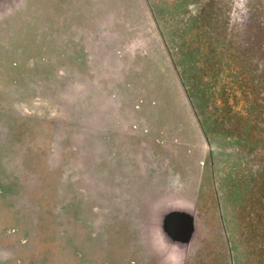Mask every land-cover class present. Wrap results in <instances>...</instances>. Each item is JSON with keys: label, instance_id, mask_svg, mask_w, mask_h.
Wrapping results in <instances>:
<instances>
[{"label": "rangeland", "instance_id": "rangeland-1", "mask_svg": "<svg viewBox=\"0 0 264 264\" xmlns=\"http://www.w3.org/2000/svg\"><path fill=\"white\" fill-rule=\"evenodd\" d=\"M162 1L16 0L0 16V264H161L145 229L151 206L168 196L194 199L199 214L186 264H232L223 261V203L242 187L240 168L264 174L262 90L237 60L236 98L215 129L218 101H194L206 100L197 83H213L215 65L204 72L195 61L242 45L239 14L232 0H174L166 10ZM181 14L205 20L198 43L190 30L182 46ZM226 144L241 151L232 167ZM255 190L238 222L242 238L255 226L260 245Z\"/></svg>", "mask_w": 264, "mask_h": 264}, {"label": "trees", "instance_id": "trees-1", "mask_svg": "<svg viewBox=\"0 0 264 264\" xmlns=\"http://www.w3.org/2000/svg\"><path fill=\"white\" fill-rule=\"evenodd\" d=\"M174 3V4H173ZM188 4H194V1L192 0H188ZM187 4V6L189 7V5ZM161 5L163 6V9L166 10L165 7L170 8L171 5L172 6H175V2L174 0H163L161 2ZM180 6L181 4H179V2H177V11H180ZM197 10V7L195 8ZM161 9H158L156 10V13L161 15ZM199 11V10H198ZM197 11V12H198ZM202 12V10H201ZM153 15H155V12H153ZM197 15V14H196ZM198 16V15H197ZM200 17H197V19H199ZM197 19L195 20V22L192 20V21H187L186 20V15H183L181 14L178 18L177 21H179V23H182L183 27H180L181 30H182V33H181V39L183 40V43H182V46H186V40H187V33L191 30L192 32L197 30V28L199 29L200 27V23H203L205 24V20L201 19L197 21ZM202 20V21H201ZM176 21V20H175ZM179 25V24H178ZM179 28V30H180ZM199 34H200V31H199ZM199 34L196 32L195 35H198L197 37L195 36V40H194V43H198L199 40H201V37L199 36ZM185 37V38H184ZM184 38V39H183ZM216 54V53H214ZM213 55L210 54V57H208L210 60L206 61L204 59H197L195 61V66L198 67L200 69V71H206L207 68H205L207 65L210 67L212 62L213 64L212 65H217L216 62H217V59H215V61H213ZM215 58H216V55H215ZM207 62V63H206ZM207 64V65H206ZM214 66V68H215ZM180 68V71H181V75L183 76V65H180L179 66ZM179 77H180V80L182 82V85L184 86V82H183V78L180 76L179 74ZM226 78L223 79V83L220 85V83L218 84V81L217 80H214L213 83H211L210 81H206L204 78H201L199 80V82L197 83V85L200 88V93H202L201 95H205V101H202L201 100H197L196 98L194 99V101H196V105H199V107L201 106V104L203 103H213V102H217V105H216V108L213 110V112H211L210 114V117L209 119L211 120V123L213 124V127L215 129H217V127H221L223 125V120L222 118H227L225 117L226 115H228V112L225 111L226 109H228V105H227V102H232L231 101V97L232 99L234 100L233 98V95H231L230 97H219L218 100H217V96L214 95V93L217 91V87L223 91H225L227 88V84H226ZM224 95V94H223ZM222 95V96H223ZM208 96V97H206ZM229 99L227 101V99ZM200 99H204V97H201L200 96ZM249 102V101H247ZM199 103V104H197ZM251 104V103H250ZM245 111L246 112H249V104H246L245 103ZM252 106V105H251ZM251 111V110H250ZM207 136V139H210L209 136L207 134H205ZM226 137V136H225ZM228 139V138H227ZM227 139H224L223 142L225 141H228ZM234 146V145H233ZM233 146L231 145V147L229 145L226 144V147H228L226 149V152H225V159L228 164L229 167H232L234 166L233 164V159H232V156L231 155H235L236 153L235 152H241V151H237V149H233ZM213 155V154H212ZM231 162V163H230ZM236 161H234L235 163ZM246 163V162H244ZM230 164V165H229ZM244 166V165H243ZM251 168V167H250ZM240 172L243 173L244 178L239 179L241 184H242V187L240 188V191H239V195L242 199H236L237 197H239V195L237 194H234V193H229L228 196H226L224 198V200L226 199V201L223 203L224 204V207L222 209V211H224V217L227 218V222L229 224V227H227L228 229H226V232L228 233L227 235V244L229 245L230 244V252L227 251V244L225 241H223V244H224V258H223V261L224 259L226 260V262H228V258L231 260V263L232 264H264V258L263 260L259 257L260 254L259 252H261V249L264 248V246H262L264 244H258V233L255 229V226L251 225L250 229H247V233H245V236L247 237H243L244 236V233H240V225H239V222H238V208L240 206H245V202L248 200V197H249V194H251V190H255V194H256V199H257V202H262V200H264V189L262 188V186H257V184L259 182H263L264 183V174L263 172L261 173V171H259L257 169V171H253V173L250 171L251 169H249L247 172L244 170V168H240ZM230 170V169H228ZM252 173V174H251ZM229 174V172H228ZM231 176V180L232 182H230V180H226V184L227 185H231V187H233L234 185H236V182H234V176L233 175H230ZM229 178V177H228ZM216 181V180H215ZM256 187V188H254ZM249 189H250V192H249ZM244 190H247L248 192L244 191ZM248 193V194H247ZM232 222V224H231ZM234 224V225H233ZM237 232L239 234V236H241L240 238V241L235 238L234 236V233ZM231 254V256H229V254Z\"/></svg>", "mask_w": 264, "mask_h": 264}, {"label": "flooded vegetation", "instance_id": "flooded-vegetation-1", "mask_svg": "<svg viewBox=\"0 0 264 264\" xmlns=\"http://www.w3.org/2000/svg\"><path fill=\"white\" fill-rule=\"evenodd\" d=\"M232 1L233 3H232L231 15L236 16L235 15L236 11L237 14H239V17L235 19L232 18V23H234L237 26L236 33H234V35H238L237 36L238 38L239 37L242 38L243 35V39L241 42L242 45L235 46L233 43L234 47L230 46V49L228 51L226 49L224 50L223 48L222 49L219 48V51H217V53L215 54L217 59L216 62L217 67L214 68L216 70L215 75L217 73L216 80L218 81V84L220 83L221 85L223 83V79L226 78L225 80L227 81L226 82L227 89L223 91L220 89V87L219 88L217 87L216 89L217 91L214 93V95L215 96L218 95L217 100L219 97H230L231 95H233V98H236L234 97L236 96L235 86L238 85V82L234 84L232 80L233 77L231 76H232V72L234 73L233 74L234 76L239 75L237 69V63H239L237 62V60H239L241 64L243 63L245 65V67L243 66L241 67L242 69L244 68V70L246 71L245 72L246 81L248 80L247 82L252 83L251 85H253V87H257V94H259L258 90L260 91L262 90L261 91L262 98L264 99V0H232ZM239 34L242 35L239 36ZM232 49L234 51L236 50V52H234V54L230 56L229 53H232ZM217 54L219 55V57L217 56ZM225 66H229V68L228 67L226 68ZM243 78L240 77V80ZM245 91H246L245 95L248 98V101L251 103L250 105H252L253 100L251 99L255 91L253 90V92L252 91L249 92L248 88L245 89ZM185 94L189 101V97L186 91ZM228 100L229 99H227V101ZM261 105L262 106L260 107L264 110V101L261 103ZM192 109H194V107H192ZM204 138L205 140L207 139V136L205 137V133H204ZM198 215L199 214L197 212V207H196L195 235L193 237L192 244H194L193 242L195 241L197 235ZM131 224L135 226V222ZM122 226H125L124 223H122ZM194 252H196V250H194ZM191 254L192 253L190 252L189 249V253L187 255L185 264L192 256Z\"/></svg>", "mask_w": 264, "mask_h": 264}, {"label": "water", "instance_id": "water-1", "mask_svg": "<svg viewBox=\"0 0 264 264\" xmlns=\"http://www.w3.org/2000/svg\"><path fill=\"white\" fill-rule=\"evenodd\" d=\"M16 0H0V16ZM145 247L161 264H185L195 235L196 206L192 198L168 196L151 206Z\"/></svg>", "mask_w": 264, "mask_h": 264}]
</instances>
